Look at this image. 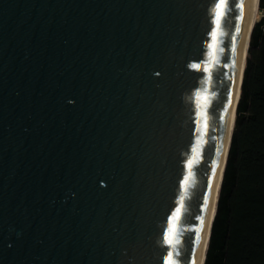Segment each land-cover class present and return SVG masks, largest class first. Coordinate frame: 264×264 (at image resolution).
Wrapping results in <instances>:
<instances>
[{"label": "water", "instance_id": "water-1", "mask_svg": "<svg viewBox=\"0 0 264 264\" xmlns=\"http://www.w3.org/2000/svg\"><path fill=\"white\" fill-rule=\"evenodd\" d=\"M251 4L0 0V264L198 263Z\"/></svg>", "mask_w": 264, "mask_h": 264}, {"label": "trees", "instance_id": "trees-1", "mask_svg": "<svg viewBox=\"0 0 264 264\" xmlns=\"http://www.w3.org/2000/svg\"><path fill=\"white\" fill-rule=\"evenodd\" d=\"M257 5L202 264H264V0Z\"/></svg>", "mask_w": 264, "mask_h": 264}, {"label": "bare ground", "instance_id": "bare-ground-1", "mask_svg": "<svg viewBox=\"0 0 264 264\" xmlns=\"http://www.w3.org/2000/svg\"><path fill=\"white\" fill-rule=\"evenodd\" d=\"M257 15H258L257 0H252V4H251V7H250L249 16H248V23H247V26H248L247 27V38L249 36L250 28L253 25V22L256 20ZM246 43H247V39H246ZM245 55H246V51L244 50V56ZM243 64H244V58L242 57V63H241L240 70H239V73H238V77H237V81H236V90H235L234 99H233V102H232L229 128H228V132H227L224 144H223L222 153H221V156H220V159H219V162H218V168H217L216 176H215V179H214V182H213V185H212V189H211V193H210V210H209L210 215H209V220H211V217H212V215L214 213V206L216 207L215 201L217 202V198H218L217 194H219V188H220V183H221V179H222V171H223L224 164H225V161H226L228 144H229V140H230V134L232 132L233 125H234L233 121L235 120V105H236V101L238 100V96H239V93H240V84H241V81H242L241 80V76H242ZM226 146H227V148H226ZM207 241H208V229L206 230V233H205V236H204V239H203V243H202V247H201V251H200V255H199V259H198V263L197 264H202V261L204 259L206 246H207Z\"/></svg>", "mask_w": 264, "mask_h": 264}, {"label": "rangeland", "instance_id": "rangeland-1", "mask_svg": "<svg viewBox=\"0 0 264 264\" xmlns=\"http://www.w3.org/2000/svg\"><path fill=\"white\" fill-rule=\"evenodd\" d=\"M258 6V5H257ZM259 15V16H258ZM258 15L256 17V20H258L260 18V16L262 15V10H260V8L258 7ZM255 20V21H256Z\"/></svg>", "mask_w": 264, "mask_h": 264}, {"label": "snow or ice", "instance_id": "snow-or-ice-1", "mask_svg": "<svg viewBox=\"0 0 264 264\" xmlns=\"http://www.w3.org/2000/svg\"><path fill=\"white\" fill-rule=\"evenodd\" d=\"M169 243H171V241H169ZM169 264H172V262H171V258L169 259Z\"/></svg>", "mask_w": 264, "mask_h": 264}]
</instances>
